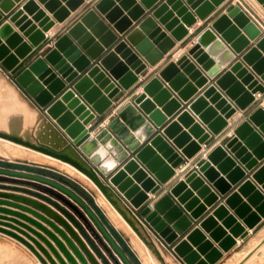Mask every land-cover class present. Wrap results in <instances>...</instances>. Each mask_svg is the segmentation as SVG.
Listing matches in <instances>:
<instances>
[{"label": "water", "instance_id": "95a60500", "mask_svg": "<svg viewBox=\"0 0 264 264\" xmlns=\"http://www.w3.org/2000/svg\"><path fill=\"white\" fill-rule=\"evenodd\" d=\"M157 1L141 0L140 3L148 11V17L124 37L115 34L94 10H90L57 39H47L42 34L54 23L32 1H27L22 10H17L10 16L9 21L14 23L29 45L23 42L22 37L13 33L8 24H1L0 65L10 75L15 76L17 85L33 99L47 118L55 121L65 136L78 148L89 132L86 125L96 117L103 116L111 108L112 99L122 91H130L138 81L137 75L145 71L146 63L154 66L173 48L174 43L163 31L170 32L177 41L186 36L187 31L179 26V22L173 17L181 19L180 22L189 27L195 22L189 10L204 20L226 0H162L156 5ZM256 1L264 7V0ZM81 3V0H70L66 6L74 11ZM121 5L134 7L132 0H124ZM45 7L59 23L68 17V12L59 8L53 0ZM12 8L10 0H0V11L4 15L9 14ZM97 9L101 14H105L106 3L99 4ZM23 11L32 18L24 16ZM117 14L114 9L105 14V19L114 24ZM143 14V11L135 7L131 11L135 21ZM2 17L0 14V20ZM37 27L41 31L37 30ZM114 28L119 34L127 29L124 26L117 28L116 24ZM249 41H255L253 48L244 52L249 46ZM223 42L229 45L231 51L225 50ZM48 45L52 48L45 49ZM203 49L219 55L217 61L222 67L236 59L234 54L237 55V60L210 83L201 96L187 104V110L196 116L203 126L198 122L195 124L194 118L189 116L188 112H182L178 117L177 121L186 125L190 135L197 139V143H194L190 142L185 134L178 135L179 130L175 124H169L167 127L164 125L167 117H171L183 107L181 102H187L195 94V90L187 84L184 76L189 77V80L199 87L208 83L207 78L201 76V72L195 69L190 59L194 60L208 77H215L219 72L213 62L208 60ZM38 53L42 54L32 61ZM260 53L264 56L262 31L241 7H228L223 15L197 37L196 44L187 53L190 58L187 55L181 56L175 63H169L159 72V78L177 98L157 77L147 82L139 96L134 98L133 103L154 125L155 135L141 148L139 144L130 147L131 157L107 181L103 179L117 188L120 197L135 214L140 211L139 216L136 215L141 222L143 221L148 230L166 245H172L182 237L172 248L174 256L182 264H216L222 258V252L227 253L234 247L236 238L243 240L248 235L243 225L252 230L262 218L264 219V195L253 183L259 185L264 192V165L251 175V180L247 178L228 195L231 187L245 178L246 172L257 166V161L264 159L262 108L255 110L248 120L234 128L233 137L223 146L221 144L216 147L196 171L176 184L169 185L166 188L167 193L152 204L155 194L177 175L176 169L185 165L186 160L199 151V145L205 144L213 136H218L228 126L227 119L235 114L236 108L244 111L255 100L253 94L264 93V86L255 79L257 76L264 83V58ZM245 87H248L247 90ZM248 90L253 91L250 94ZM164 137L171 140L172 144ZM175 148L180 150L181 155ZM127 157L126 153L122 161ZM184 172L179 173L180 176ZM220 174L225 176V179L220 178ZM0 175L11 177L10 180L0 177V189L27 195L0 193V198L5 199L0 200V204L31 213L48 225L66 244L72 255L55 234L32 222L46 233L70 264H77L75 258L81 264H99L91 251L102 264H108L106 256L85 229L84 224L99 240L86 216L50 190L38 188L64 202L78 218L74 217L69 209L62 208L57 202L46 197V194L20 188L14 178L39 182L67 195L84 209L85 214L122 262L130 264L92 210L67 186L49 178L19 171L0 169ZM101 177L103 178L102 175ZM5 182L11 183L12 186L3 185ZM193 191L195 195L192 194ZM148 192L153 197L152 201H149ZM28 196L41 200L54 210ZM218 202L211 213L203 217L207 209ZM0 212L27 220L25 216L6 209L0 208ZM1 221L2 219L0 226L14 228ZM0 232L27 246L42 264L46 262L39 252L50 264H55L49 252L35 238L25 234L33 246L11 231L0 228ZM43 241L59 262L65 264L56 250L46 240ZM213 243L217 247H214ZM104 249L107 251V248Z\"/></svg>", "mask_w": 264, "mask_h": 264}, {"label": "crops", "instance_id": "0c3cea01", "mask_svg": "<svg viewBox=\"0 0 264 264\" xmlns=\"http://www.w3.org/2000/svg\"><path fill=\"white\" fill-rule=\"evenodd\" d=\"M10 1L13 4V8H12L11 12L9 14H7V15H4L0 11V14L3 15L2 19L0 20V25L4 24V23L8 24L12 28L13 33L17 34L19 37H22L23 42H26L28 45H29V43L27 42V39H25L22 36V33L19 32V29L14 26V23H11L9 21L10 16L14 12H16L17 10H22L21 9L22 6L27 1H32L33 4H35V6H37V8L39 10L43 11L45 16L48 17L50 21H53V23H54L53 26L47 32H43L42 33L47 39L48 38L57 39V38L61 37L62 35H64L68 28H70L76 22H78L79 19L82 16H84L90 10H94L104 20L105 24H107L109 26V28H111L113 30V32L115 34H117L119 36H122V37H124L131 30L136 29L137 28L136 26L141 21H143L145 18L148 17V11L146 9H144L143 5L140 3L141 0H132L133 3H134L133 6L135 8H137L139 11H143L144 12V14L136 21L131 15V11H132V9L134 7L128 8L127 6H125V7L122 6L121 3L124 0H81L82 3L74 11H72V9H68L67 6H66L67 3L70 0H53V1H55L58 4L59 8H64L68 12V17L63 22L59 23L53 18V14L50 13V11H48L46 9V7H45V5L48 2L52 1V0H10ZM103 2L106 3L107 12L105 14H109L112 10L116 9L118 14H117V17L115 19L114 24H116V25L118 24L117 28H120V27H123V26L125 28L127 27V29L122 34H119L117 32V29L114 28V24H110L108 22V20L105 19L106 15L105 14H101L100 10L97 9V6L99 4H101V3H103ZM161 2H162V0H158L156 5L160 4ZM236 5L241 7V9L247 14V16H249L250 19L262 31V35H264V8L261 7L260 5H258L255 2V0H226V1L222 2L218 7H216L214 9V11H212L204 20L199 19L198 17L195 16L193 11L189 10V12L195 18L194 19L195 22L189 27H186V25H183L180 22L181 19H177L176 17H173V19H176L179 22V26L183 27L187 31L186 36L183 37L180 41H177L176 39H174L170 35V32L164 30L163 32L166 35V37L169 38L174 43L173 48L168 53L163 55L162 59L160 61H158L154 66H150V65H148L146 63L145 71L140 73L139 74L140 76L137 75L138 81L131 87L130 91H128V92H123L122 91V93H120V95H118L117 97L112 99L111 108L108 111H106V113L103 116L96 117L94 119V121H92L90 124L86 125L88 130L91 131L93 135L97 136V135L102 133L103 134L102 137L107 138V140L114 139L116 141V145L120 146V151L121 152H123V151L126 152L128 154V157L124 161L119 162L117 164V166L113 170H111L108 174H104V173L101 172V170L99 169L98 165L93 164L89 160L88 156H86L78 148H75V150L78 152V154L80 156H82L85 160H87L89 163L92 164V166L94 167V169L96 170V172L99 175H102L105 178H109L112 174H114L124 164V162L128 158L131 157V155L129 153L130 144H133L135 142L136 138L132 137V138H130L128 140V142H125V139H127L130 136L131 132L129 130L126 133H124V132H125L126 128L128 127V125L136 117L139 116L143 120V123L141 122L140 126H147L150 129L148 131V133L145 135L144 139L140 141V143H139L140 147L139 148L143 147L144 144L147 143L149 138H152L155 135V133H153L155 128H154V125L152 124V122L149 121L147 119V117L138 108V106L133 103L134 98L139 96V94L141 93L142 87L147 82H149L151 79H153L155 77L159 78V76H158L159 72L161 70H163L169 63H175L181 56H184V55L188 56L187 53L196 44L197 37L200 34H202L205 30H207V28H209L211 26V24L213 22H215V20H217V18L219 16L223 15L226 12L228 7L236 6ZM23 15L27 16L28 19L32 18V16L28 15V13L25 12V11H23ZM37 30L41 31V29L38 28V27H37ZM254 43H255V41H249V46L244 50V52L247 51L249 48H253ZM223 44L225 46V50H230L231 51V49L229 48V45H227L224 42H223ZM50 48H52L50 45L45 47V49H50ZM206 50L207 49H203V52L207 53L208 60L213 62V66L218 68L219 72L216 74L215 77H212V78L208 77L206 75V73L200 68V66L197 65L194 60L190 59L191 63L194 64L195 69L201 72V76L207 78L208 83L203 85V86H201V87H199V86L195 85V82H191L189 80V77L184 76V78L187 81V84H190L191 87H193V89L195 90V94L187 102H185V103L181 102L183 104L182 105L183 107L178 109L171 117H167V121H166V123L164 125L165 127H167L169 124H175L176 127L179 130L178 135L185 134L189 138V141L190 142H194V143H197V140H195L193 138V136L188 133L189 128H187L186 125H184V124H182V123L177 121L178 117L181 115L182 112L183 113L184 112H188L189 116L194 118L193 120H194L195 124H196V122L201 124V122L197 119V117L194 116L189 110H187V107H186L187 104L191 100L196 98L197 96H201V94L205 90V88L210 83H213V81L217 77H219L223 72H225V70H227V68L231 64H233V62L235 60H237V55L234 54V56H236V59L232 60L230 63H227L224 67H222V65L219 63V61H217L219 55H214V54H212V53H210V52H208ZM12 52H13V50L10 51V53H12ZM40 54L41 53H38L31 60L32 61L35 60L36 58H38V56H40ZM260 54H261L262 58H264L262 53H260ZM248 70H249V68H248ZM255 79H257L259 81V84L264 86V83L261 80H259V77L255 76ZM159 80L163 83V85L166 88H168L167 84H165V82H163L160 78H159ZM17 89H19V88H17ZM169 91L172 93V95L174 97L177 98V96H176V94L174 92H172L170 89H169ZM253 97L255 98V100L244 111H240L238 108H236V114L233 115V117H231V118H229L227 120L228 126L218 136L211 137V139L209 141H207L205 144L201 145V150L199 152H197L191 159L186 160L185 165H182L181 167L176 169V174L177 175L173 176L166 183L165 187H162L160 189V191L155 194V197H154L155 200L152 202V204H155L164 194L167 193L166 188L169 185L176 184L180 180H183L184 178H186L191 172L196 170V168L203 161H206L207 160L206 159L207 156L216 147L220 146L224 142V140L232 138L233 137V135H232L233 129L236 128L239 124H241L245 120H247L248 117L255 110H257L258 108L264 109V103H263L264 102V93L263 94H258L257 93L255 95H253ZM27 99L33 104V106L35 107V109L37 111H39V112L41 111V109L34 103L33 99L28 98V97H27ZM24 105L25 104H23V106ZM209 106H212V105H209ZM156 109H158V107H156ZM26 111L28 113V108L27 107H26ZM91 112L95 115V113L93 111H91ZM38 118H39L40 121L43 122V124L45 123L44 124L45 127L46 126L49 127L50 130H52L60 138V140L62 141L63 147H67L68 150L71 152V154L79 162H81L80 157L76 154V152L74 150H72L70 148L68 143L61 136L62 133L60 131L58 132L43 117L39 116ZM140 126H139V128H140ZM60 133H61V135H60ZM164 138H165V140H167L169 142V144H172L171 140L167 139L166 137H164ZM41 143H43V142H41ZM175 150L180 154V150H178L177 148H175ZM109 155H112V156L115 157V155H113L111 151H109ZM237 164L239 165L238 162H237ZM262 165H264V159H262L261 161H257V166L252 171L246 172L245 178H243L236 186H232L230 191L228 192V195L230 193L234 192L236 187L238 185H240L244 180H246L247 178L250 179L251 175ZM62 167L67 168L66 166H62ZM183 168H185L184 171L188 168V171L185 173L183 171ZM67 169L72 174H74L69 168H67ZM183 172H184V174L182 176H180V174L183 173ZM220 178H224L225 179V176L220 174ZM86 183L89 186H91L88 182H86ZM253 183L255 184L256 188H258L264 195V192L261 190V187L259 185H257L255 182H253ZM6 185L10 186L11 184H9V185L6 184ZM91 187L95 188L93 186H91ZM89 190H91L94 193L95 198H92V199L94 200L95 204L104 211L107 220L111 223V225L114 227V229L117 232L119 231L121 234H123L129 240V244L131 245L132 250L136 253L139 261L141 262V264H145L144 263V258H146L148 261H150L152 259L151 260L152 264L153 263L154 264H164L163 262H165L166 259H168V261L171 262V264H182L178 258H176L174 255H172L170 252H168L166 250L164 245L153 235L152 232H150L146 227L140 225V221L136 217V215L134 214L132 209H130V207L127 205V203H125L123 200H121L119 197H117L111 190H109V189L105 190L104 189L105 193L108 194L106 196L105 194H103L102 192H100L98 189L95 188V190L101 196L102 200L106 203V205L108 207L107 210L104 207H102L100 204L97 203L96 192L94 190H92V189H89ZM0 193L27 196V195H24V194L19 193V192H13V191L5 190V189H0ZM193 194L195 195V192H193ZM148 196H149V201H152L153 197L150 195V193L148 194ZM28 198L34 199L33 197H30V196H28ZM0 200H3V199H0ZM34 200H36V199H34ZM221 201L222 200L220 199L219 202H221ZM38 202H41V201H38ZM201 202H202V200H201ZM219 202L216 205H214L212 208H208L207 212L203 215V217L209 215L211 213V211L219 204ZM41 203H43V202H41ZM43 204H45V203H43ZM45 205H47V204H45ZM0 208L6 209V210H10L12 212H19L20 213V211H18L16 209H13V208L5 207V206H0ZM52 210H54V209H52ZM110 213H111V216H112V218H113V220L115 222L110 217V215H109ZM21 214H23L24 216L36 221V219H34L29 214H26V213H21ZM122 214H124L125 217L127 216L129 219H133L134 222H136V224L138 223L137 225L139 227H141L142 232H144V234H145V235L144 234H142V235L145 236V239L147 238V240H145L142 237V235L139 236L137 234H134L132 236L131 233L127 229L124 228V226L122 225L123 222H121V221L122 220L124 222H126V221H125V218L123 217ZM0 216H5L4 218H8L9 220H16L17 222H21V224H25V226H27L28 228H31V230H35L30 225H28L26 223H23L22 221L14 218V217L1 215V214H0ZM37 222H39V221H37ZM238 222H241V221L238 220ZM115 223L117 224L116 226H115ZM40 224L44 228H47L48 230H50L43 223H40ZM243 227H244L245 231L248 233V236L245 239H243V240H240V238H236L235 239L236 244L234 245V247L227 253L222 252V258L216 264H225V261L227 260V257L228 258L230 257V259L228 260V262L226 264H264V246H263L264 245V219L262 218L260 223L258 225H256V227H254V229H252V230H249L244 225H243ZM137 236H138V238H137ZM148 238H150V239L148 240ZM144 241H147V242H144ZM148 241L152 242L153 245L150 242H148ZM147 243H149L151 247H149V244H147ZM17 246L20 247L19 245H17ZM213 246L217 247V245L215 243H213ZM154 252L157 253V254H155ZM158 253H160V254H158ZM161 254H163V255H161ZM150 255L153 256V257H151ZM156 255H158V256H156ZM162 258H164V261L162 260ZM153 259H155V260H153ZM97 261L100 264V261L99 260H97Z\"/></svg>", "mask_w": 264, "mask_h": 264}, {"label": "bare ground", "instance_id": "6f19581e", "mask_svg": "<svg viewBox=\"0 0 264 264\" xmlns=\"http://www.w3.org/2000/svg\"><path fill=\"white\" fill-rule=\"evenodd\" d=\"M255 2L260 5L256 0ZM261 7H263L262 5H260ZM264 8V7H263ZM127 9V8H126ZM118 25V24H117ZM121 28V27H120ZM140 76V75H139ZM246 90L248 87H245ZM250 91V92H249ZM253 90H248V92L251 94ZM258 92H256L255 94H257ZM253 94V95H255ZM259 94V93H258ZM252 95V96H253ZM12 100V102L8 100V102L3 99V101H0V111L7 109L9 113H11L13 111V109L18 108V106L21 105V103L15 99V98H10ZM228 100V99H227ZM264 103V102H263ZM7 110L5 112H7ZM5 112L3 111L2 113H0V120L5 123V120L7 121L6 123L11 122V119L8 118V115L5 114ZM8 113V114H9ZM236 114V112H235ZM234 114V115H235ZM10 115V114H9ZM43 116V115H42ZM233 117V116H232ZM43 118L45 120H47L58 132L60 131L62 133H60V135L65 139V141L68 143V145L70 146V148L72 150H74L76 152V154L80 157L81 162H79L72 154L71 152L68 150L67 147H63L62 145V141L60 140V138L52 131L50 130L49 127H45V123L43 124L42 121H39L36 123V127L37 130L39 131V134L43 141V143H39L38 140L36 141L38 144H30L28 143V141H30V139L27 140L26 142V137L21 138L19 135H17V133H13V131H9V130H0V157L2 158H9V159H28L30 161H33L35 163H38L39 165H45V166H49L52 168H55L56 170L75 178L76 180H78L81 184H83L85 187H87L88 189H92L96 192V200L97 203L100 204L102 207H104L107 210V205L106 203L102 200L101 196L98 194V192L95 190L98 189L100 192H102L103 194H105L106 196L108 194L105 193V190H111L117 197H119L121 200H123L120 195L117 192V188L113 185H109L107 182H105L103 180V178L101 177V175H99L96 170L94 169V167L92 166L91 163H89L87 160H85L82 156H80L78 154V152L75 150V147L72 144V141L69 140L66 136L65 133L62 129H60L56 124L55 121L52 119H49L47 117ZM231 118V117H230ZM26 120V119H24ZM28 122L33 125L34 122L27 119ZM228 120V119H227ZM27 122V121H26ZM141 122L143 123V120L141 119V117H136L126 128L125 132H128V130L131 132L130 136L125 139V142H128V140L132 137H135L136 140L133 144H130V147H134L136 145H138L140 143L141 140L144 139L145 135L148 133V131L150 130L147 126H140ZM5 123V125H6ZM1 127L4 125H2V123L0 122ZM9 125H11L9 123ZM8 125V128H9ZM18 125V124H17ZM140 126V128H139ZM14 127V124H13ZM18 127V126H17ZM22 127V126H21ZM20 128V126H19ZM87 128V127H86ZM6 129V127H5ZM10 129V128H9ZM16 131V130H14ZM37 131V132H38ZM18 132V131H17ZM189 133V131H188ZM20 134V133H19ZM190 134V133H189ZM21 135V134H20ZM23 136V135H22ZM26 136V135H25ZM103 134H99L97 136L93 135L91 131L88 132L87 136L79 143L78 145V149L83 152L86 156L89 157V160L93 163L98 165L99 169L101 170L102 173L104 174H108L110 171H108L105 167L104 164L108 163L110 161L115 160L117 162V164L119 162H121L125 155L126 152H121L120 151V146L116 145V141L114 139L111 140H107V138L102 137ZM193 136V135H192ZM194 138V136H193ZM40 139V138H39ZM195 139V138H194ZM197 140V139H195ZM41 141V140H40ZM32 142V141H31ZM203 145V144H201ZM201 145H199V151L201 150ZM109 151L112 152L114 156L109 155ZM198 151V152H199ZM116 164V166H117ZM62 166H66L67 168H69L74 174H72L67 168H64ZM115 166V167H116ZM114 167V168H115ZM215 166H213L214 168ZM113 168V169H114ZM216 168V167H215ZM112 169V170H113ZM85 181V182H84ZM86 182H88L91 186L95 187L92 188L91 186H89ZM188 190H190L188 188ZM195 192V191H193ZM150 192H148L149 194ZM23 194V193H22ZM193 194V193H192ZM25 195V194H24ZM151 195V194H150ZM152 196V195H151ZM32 197V196H30ZM34 198V197H33ZM2 199V198H0ZM36 199V198H34ZM5 200V199H3ZM38 200V199H36ZM41 201V200H38ZM124 201V200H123ZM42 202V201H41ZM125 202V201H124ZM44 203V202H43ZM126 203V202H125ZM46 204V203H45ZM0 206H5V207H9V208H13L16 209L15 207L6 205V204H0ZM24 206V205H23ZM49 206V205H48ZM129 206V205H128ZM51 207V206H50ZM52 208V207H51ZM3 209V208H2ZM53 209V208H52ZM130 209H132L130 207ZM18 211H20L19 209H16ZM10 211V210H9ZM133 211V209H132ZM12 212V211H11ZM123 212V211H122ZM134 212V211H133ZM19 213V212H16ZM21 213H26L29 214L30 216H32L35 220H32L28 217L25 216V218H27V220L20 218L18 216H15L14 214L11 215L7 212H0L1 215H6V216H10V217H14L20 221H22L23 223H26L28 225H30L31 227H33L35 230H31V228H28L27 226H25V224H21V222H17L16 220H9L8 218H4L5 216H0V219H2L1 222L4 223H8L10 224V226H13L14 228H9L6 226H0V228L4 229V230H8L11 231L13 233H15L16 235H18L20 238H22L23 240H25L26 242L30 243L31 245H33L25 236V234H27L30 237L35 238L40 244L41 246L47 250L50 254V256L52 257L53 261L55 262V264H61V262H59V260L55 257V255L51 252V250L46 246V244L44 243L43 239L46 240V242H48L53 248L54 250H56V252L59 254L60 258L62 259V261L65 264H70L66 258L64 257V255L59 251V249L56 247V245L53 243V241L46 235V233L39 227H37L34 223L32 222H36L37 224L43 223L44 225H46L43 221H41L40 219H38L37 217L33 216L31 213L28 212H21ZM41 214V213H40ZM135 214V212H134ZM23 215V214H21ZM110 217L111 213L109 214ZM123 217L125 218L124 222L123 220L121 222L122 225L124 226L125 229H127L131 235L133 236L134 234L137 235H142L144 234V232H142L141 227H139L136 222H134L133 219H129L127 216L125 217L124 214H122ZM136 215V214H135ZM24 216V215H23ZM133 216V215H132ZM136 217L138 218V216L136 215ZM139 219V218H138ZM113 220V218H112ZM133 220V221H132ZM137 220V219H136ZM39 221V222H37ZM114 221V220H113ZM138 221V220H137ZM140 221V225L146 227L141 220ZM115 222V221H114ZM41 225V224H40ZM117 224L115 223V226ZM42 226V225H41ZM50 230H48L47 228H45L46 230L52 232L53 234L56 235V233H54L51 228L46 225ZM43 227V226H42ZM143 227V228H144ZM44 228V227H43ZM145 229V228H144ZM38 231V232H37ZM145 235V234H144ZM147 235V234H146ZM57 236V235H56ZM6 237V238H5ZM43 238L42 240L40 238ZM142 237L145 239V236L142 235ZM57 238L61 241V243L67 248L66 244L57 236ZM138 238V236H137ZM131 239V238H130ZM150 238H148L149 240ZM147 240V238L145 239ZM151 241V240H150ZM148 241V242H150ZM147 242V241H144ZM18 244L20 247H18L16 244ZM152 245L153 243L150 242ZM149 244V243H147ZM34 246V245H33ZM148 246V245H147ZM264 246V245H263ZM149 247L150 244H149ZM153 247V246H152ZM155 247V246H154ZM68 249V248H67ZM155 249V248H154ZM69 250V249H68ZM153 250V249H152ZM155 251V250H154ZM158 251V250H157ZM39 252V251H38ZM70 252V250H69ZM160 252V251H159ZM6 254L9 256H17V255H21L24 256V258H27V260L30 262L28 264H42L40 262V260L29 250V248L27 246H25L24 244H22L21 242H19L18 240H16L15 238H13L12 236H9L3 232H0V254ZM155 253V252H154ZM161 253V252H160ZM158 253V254H160ZM39 254L41 255V257L45 260L46 264H50V262L39 252ZM70 254L72 255V253L70 252ZM91 254H93V256L95 257L96 260L100 261V264H102L101 260L91 251ZM157 254V253H155ZM154 254V255H155ZM5 255V256H6ZM163 255V254H161ZM160 255V256H161ZM1 256V255H0ZM151 256V255H150ZM158 256V255H156ZM153 257V256H151ZM150 257V258H151ZM162 257V256H161ZM164 257V256H163ZM158 259V258H157ZM26 260V259H25ZM152 260V259H151ZM150 260V261H151ZM155 260V259H153ZM162 260L164 261V258H162ZM75 261L77 262V264H81L76 258ZM148 261L146 258H144V263L145 264H152V261L150 262ZM159 261V260H158ZM98 262V261H97ZM155 262V261H154ZM157 262V261H156ZM160 262V261H159ZM162 262V261H161ZM24 263V262H23ZM164 264H171V262L168 261V259H166L165 262H163ZM154 264V263H153Z\"/></svg>", "mask_w": 264, "mask_h": 264}, {"label": "rangeland", "instance_id": "374dc122", "mask_svg": "<svg viewBox=\"0 0 264 264\" xmlns=\"http://www.w3.org/2000/svg\"><path fill=\"white\" fill-rule=\"evenodd\" d=\"M238 6V5H237ZM240 7V6H239ZM42 54V53H41ZM19 88V89H17ZM28 95L24 92L23 89H21L16 81H15V76L10 75L1 65H0V101H3V99H7L6 101L9 102L12 100L10 98H15L17 99L21 105L18 106V108L13 109V111L11 113L8 112L7 109L0 111V113H2L3 111L5 112L7 110V112H5L6 115H8V118L11 119V122H9L11 125H9V123H6L7 121L5 120V123L3 122V120L0 122L2 123V127L0 124V130H11L13 131V133H17V135H19L21 138L26 137L24 139H26V142L28 139H30V141H28V143L30 144H38L36 141L38 140L39 143L43 142L41 137H39L40 135L37 134L39 133V131L37 130L36 127V123L39 122V116L41 117H46L43 113V110H41L40 112L37 111L35 109V107L33 106V104L27 99ZM29 98V97H28ZM25 104L23 106V104ZM28 108V113L26 111V107ZM10 115H9V114ZM36 113V114H35ZM39 115V116H38ZM43 115V116H42ZM19 116V117H18ZM26 119V120H24ZM31 120L34 122L33 125H31L28 120ZM248 120V119H247ZM27 121V122H26ZM14 124V127H13ZM18 124V125H17ZM9 125V128H8ZM240 125V124H239ZM18 126V127H17ZM20 126V128H19ZM22 126V127H21ZM6 127V129H5ZM3 128V129H2ZM16 130V131H14ZM10 131V132H11ZM18 131V132H17ZM38 131V132H37ZM14 133V134H15ZM21 135H20V134ZM16 135V134H15ZM23 135V136H22ZM26 135V136H25ZM28 138V139H27ZM40 138V139H39ZM230 139V138H229ZM229 139L224 140V142L222 143V146L224 145V143L226 141H228ZM41 140V141H40ZM32 141V142H31ZM42 144V143H41ZM205 161H203L197 168L196 170L204 163ZM0 169H4V170H12V171H19V172H23V173H29V174H33L36 176H41V177H45V178H49L46 176L47 171H50L54 174H58L61 177H63L64 179L70 181V182H74L76 183L78 186H80L91 198H95L94 193L89 190L87 187H85L83 184H81L78 180L74 179L73 177H70L58 170H56L55 168L49 167V166H45V165H39L38 163H35L33 161H30L28 159H9V158H2L0 157ZM39 170H43L44 173L39 172ZM194 170V171H196ZM188 171V168L186 169L185 173ZM0 177H5L6 179L10 180L11 177H7V176H3L0 175ZM51 179V178H49ZM103 179L105 181H107L108 178L103 177ZM14 180L16 181V185L19 186L20 188H25V189H29L32 191H40L41 194H46L45 196L48 197L49 199H51L53 202H57L59 206H61L62 208H67L69 209L66 204L64 202H62L61 200L57 199L55 196L49 194V193H45L44 191L39 190L38 188H45L47 190H50L51 192L55 193L56 195L60 196L63 200H67L71 205H73L75 207V209H77L79 212H81L83 215L86 216L87 221L90 225V227L93 229L94 233L98 236L100 242L98 239L95 238L94 234H92V232L89 230V228L84 224L85 229L88 230L89 234H91L92 238L94 239L95 243L97 244V246L101 249V251L104 253V255L106 256L107 260H108V264H124L121 260V258L112 250L110 244L105 240V238L103 237V235L100 233V231L97 229V227L94 225V223L92 222V220L85 214V211L83 208H81L75 201H73L72 199H70L67 195L63 194L62 192H60L57 189H53L50 186L47 185H43L39 182H35V181H29V180H24V179H16L14 178ZM53 180V179H52ZM55 181V180H54ZM58 183H60L59 181H56ZM0 184H2V182H0ZM6 184H11V183H7L5 182L3 185L7 186ZM63 184V183H61ZM64 186H66L65 184H63ZM12 186V185H10ZM69 188V187H68ZM70 189V188H69ZM71 190V189H70ZM72 191V190H71ZM76 194V193H75ZM77 195V194H76ZM81 200H83V198H81L79 195H77ZM93 200V199H92ZM85 202V200H83ZM94 202V200H93ZM86 203V202H85ZM95 204V202H94ZM86 205L88 206L89 209L92 210V212L95 214V216L97 217V219L99 220V222L101 223V225L105 228V230L107 231V233L111 236V238L113 239V241L120 247V249L122 250L123 254L125 255V257L128 259L130 257L132 259V261H135V264H141V262L139 261L136 253L132 250L131 245L129 244V240L123 235L121 234L119 231V233L114 229V227L111 225V223L107 220L104 211L98 207L96 204V207L98 209V211H94L92 209L91 206H89L87 203ZM69 211L71 213H73L74 217H77V215L72 212L71 209H69ZM140 211H137L136 214L139 216ZM78 218V217H77ZM79 220V219H78ZM80 221V220H79ZM81 222V221H80ZM143 222V221H142ZM144 223V222H143ZM144 225L147 228V225L144 223ZM148 229V228H147ZM155 236V235H154ZM248 236V235H247ZM246 236V237H247ZM122 237V238H121ZM166 248V250L168 252H170L172 255V248L173 246L178 243L182 237H179V239H177L172 245H166L165 242L163 240H161L158 236H155ZM245 237V238H246ZM244 238V239H245ZM18 245V244H17ZM124 246L127 251L124 252L123 247ZM107 248V251L104 249ZM0 264H28L30 263L27 258H24V256H9L6 254L1 253L0 254ZM6 255V256H5ZM26 259V260H25ZM230 259V257H227V260L225 261V264L228 262V260ZM24 262V263H23ZM130 264L131 261H129Z\"/></svg>", "mask_w": 264, "mask_h": 264}, {"label": "trees", "instance_id": "16d2710c", "mask_svg": "<svg viewBox=\"0 0 264 264\" xmlns=\"http://www.w3.org/2000/svg\"><path fill=\"white\" fill-rule=\"evenodd\" d=\"M39 172L41 173H44L43 170H39ZM46 173V176L55 180V181H59L60 183H63L65 184L67 187H69L74 193H76L77 195H79L81 198H83V200H85V202L92 207V209L96 212L98 211L96 205L94 204L92 198L80 187L78 186L76 183L74 182H70L66 179H64L63 177H61L60 175L58 174H54L50 171H47L45 172ZM123 249H124V252L127 251V249L122 246ZM129 258V261H131V263L135 264L134 262L135 261H132V259L130 257ZM138 264V263H137Z\"/></svg>", "mask_w": 264, "mask_h": 264}, {"label": "clouds", "instance_id": "9594fccd", "mask_svg": "<svg viewBox=\"0 0 264 264\" xmlns=\"http://www.w3.org/2000/svg\"><path fill=\"white\" fill-rule=\"evenodd\" d=\"M117 162L115 160L110 161L108 163L104 164V167L108 170L111 171L115 166H116Z\"/></svg>", "mask_w": 264, "mask_h": 264}]
</instances>
